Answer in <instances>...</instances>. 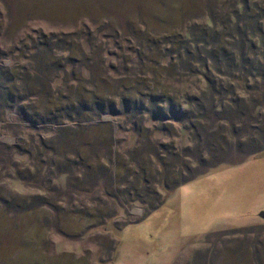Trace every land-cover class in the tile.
Segmentation results:
<instances>
[{
	"label": "rangeland",
	"instance_id": "1",
	"mask_svg": "<svg viewBox=\"0 0 264 264\" xmlns=\"http://www.w3.org/2000/svg\"><path fill=\"white\" fill-rule=\"evenodd\" d=\"M238 1L0 0V67L22 79L12 101L0 90V264H118L126 246L133 264H264V150L165 189L160 164L169 183L190 177L216 126L122 111L146 90L183 109L210 95L216 65L192 42ZM246 84V102L264 94Z\"/></svg>",
	"mask_w": 264,
	"mask_h": 264
},
{
	"label": "trees",
	"instance_id": "2",
	"mask_svg": "<svg viewBox=\"0 0 264 264\" xmlns=\"http://www.w3.org/2000/svg\"><path fill=\"white\" fill-rule=\"evenodd\" d=\"M238 4L240 7H235V10L231 11L229 16L225 20L223 19V22L218 25L219 27L216 26V32L215 29L203 31L201 36L192 42L196 46L203 45V49L208 55V58L212 59L216 65V69H213L216 73V88L214 82H209L210 86L208 87L211 91L210 95L203 93L200 98L201 101L198 99L194 100L192 103L195 107L187 109H183L181 106H175L172 99L168 97L169 92L166 90H162L158 93H156L155 90H146L145 93H143V91L142 93L136 94L141 95V99L139 100L135 99L134 102H132L130 99L126 98L122 101L124 116L130 115L132 118H137V116L142 117V114H146L150 115L153 119H165L166 114H170L174 116L175 121L180 123H182V121H189L191 125L192 123H190V120L195 119L196 126L191 125L194 129H197V126H200L201 123L203 125V121L209 124L210 127L216 126V132L211 131L208 133L211 134L209 135L210 138L202 142L198 140V143L200 142L203 144L205 153L209 158L200 160L202 154H197L199 156L197 162L198 168L192 172L191 169H187L190 177H184L185 179L181 178L179 181L169 183L168 177L175 166L172 164L171 166H165L164 163L160 164L163 168H167L163 179L165 189L176 188L190 181L195 176L202 174L204 170L223 163L224 160L222 156L231 149H236L240 153L242 152L244 156L264 150V129L262 128L264 127L262 123L264 120V113H255L256 109L261 107L264 108V94H261L263 100L255 94L249 97V102H246L245 99L236 95V87L233 85L242 78H251L254 79L253 87H249L246 84L245 89L252 93H261V91H259L260 84H262L261 87L264 89V7L257 6L256 4L251 6L248 4L247 0L238 1ZM174 39L179 38H173L170 42L165 41V44H170L172 46L178 45L179 42L176 43ZM165 51L169 54L175 52L176 60L181 61L179 49L177 51H172L170 48H166ZM184 53L186 55L188 54L186 49ZM202 62V66L206 68L204 60ZM258 79H260V84L257 83ZM18 80H22L21 75L16 77L14 73H12V70L0 67V90L3 94L6 93V96L8 95V97H10L6 101H12L14 99V97L13 99L11 98V88L9 84ZM225 80L227 81L225 82ZM144 81H146V79H144ZM144 99H147L148 105L145 104ZM165 105L167 106V111L164 110ZM193 109H195V111H193ZM109 110V113L113 115L122 114V111H117L113 106L110 107ZM258 123L262 127H260ZM250 130L258 135V140L252 139L251 133H247ZM213 134H216V137H218L214 138ZM243 136L247 138L242 140ZM211 142L215 143V145H211ZM190 151L191 150L187 149L185 153L189 154ZM231 151L229 152L231 153ZM196 153L197 152L193 153L192 156H196ZM169 155H171V159L178 158L174 153L169 152ZM158 159L160 162L163 161L161 158ZM143 171L144 170H142V172ZM157 207H159V205L150 206L148 212L157 209ZM103 226L104 224L100 227Z\"/></svg>",
	"mask_w": 264,
	"mask_h": 264
},
{
	"label": "crops",
	"instance_id": "3",
	"mask_svg": "<svg viewBox=\"0 0 264 264\" xmlns=\"http://www.w3.org/2000/svg\"><path fill=\"white\" fill-rule=\"evenodd\" d=\"M119 258H120V260L118 261L119 262L118 264H133L132 260L136 261V259H138V260L140 259L136 254H134V250H133V248H131V246H126L125 250H123L120 253Z\"/></svg>",
	"mask_w": 264,
	"mask_h": 264
},
{
	"label": "water",
	"instance_id": "4",
	"mask_svg": "<svg viewBox=\"0 0 264 264\" xmlns=\"http://www.w3.org/2000/svg\"><path fill=\"white\" fill-rule=\"evenodd\" d=\"M259 217L262 218V219H264V211H262V212L259 213Z\"/></svg>",
	"mask_w": 264,
	"mask_h": 264
}]
</instances>
